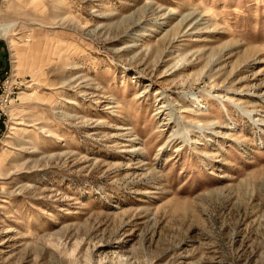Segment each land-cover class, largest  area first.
Instances as JSON below:
<instances>
[{
    "label": "rangeland",
    "instance_id": "1",
    "mask_svg": "<svg viewBox=\"0 0 264 264\" xmlns=\"http://www.w3.org/2000/svg\"><path fill=\"white\" fill-rule=\"evenodd\" d=\"M0 264H264V0H0Z\"/></svg>",
    "mask_w": 264,
    "mask_h": 264
},
{
    "label": "bare ground",
    "instance_id": "2",
    "mask_svg": "<svg viewBox=\"0 0 264 264\" xmlns=\"http://www.w3.org/2000/svg\"><path fill=\"white\" fill-rule=\"evenodd\" d=\"M225 110H226V108H225Z\"/></svg>",
    "mask_w": 264,
    "mask_h": 264
}]
</instances>
